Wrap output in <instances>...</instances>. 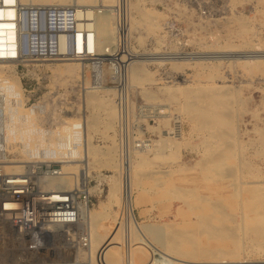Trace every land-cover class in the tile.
<instances>
[{
  "label": "rangeland",
  "instance_id": "rangeland-1",
  "mask_svg": "<svg viewBox=\"0 0 264 264\" xmlns=\"http://www.w3.org/2000/svg\"><path fill=\"white\" fill-rule=\"evenodd\" d=\"M52 1L59 4L70 2ZM118 1L113 7L114 48L117 45L115 7ZM79 3L92 5L91 2ZM144 3L153 10V31L145 36L143 42H139L130 28V51L132 55L135 54V62L131 66L114 68L106 65L102 68L105 69L103 74L102 69L100 74H96L92 66H80L72 60L0 62V73L15 77L21 85L30 123L37 128L34 131L43 142H48L55 129L43 126L45 122L39 117L49 116L51 122H59V129L70 120L96 123L90 129L92 142L98 149L90 157L91 173L87 178L88 188H97L94 192L89 191L90 210L103 212L106 220L108 217L118 219L126 248L128 246L134 259L138 255L143 257L139 264H149L146 257H151L150 249H153L154 256L155 252L162 250L145 232L143 225L169 227L174 221L171 220L172 210L166 199V184L202 175L194 168L202 149L198 147L196 150L195 145L200 144L209 131L194 128L183 113L186 98L182 91L185 86L197 92L222 88L229 89L231 95L236 94L239 103L241 101L235 119L240 159L244 157L243 160L256 161L255 164L261 165L260 168L264 170V142L261 140V131L264 130V0H145ZM101 7L104 9V6ZM65 62L74 63H68L73 66L72 72L61 74L55 71L59 69L58 65ZM53 63L56 65L52 66ZM2 65L6 72H2ZM94 86L106 90L99 95L101 100L113 104L115 120L111 121L104 108L87 107L85 93L92 91L91 87ZM46 126L49 127L48 123ZM177 128L181 129L180 132ZM143 147L153 149L148 159L139 164L136 152ZM11 153L10 160H41L28 159L24 151ZM131 157L133 165L143 169L144 173L142 188L136 189L132 195V217L126 212L128 203H125L127 195L124 190ZM82 159H79V168L83 171L85 165ZM46 162H60L62 169L60 160ZM233 163H238L235 156L227 161V166ZM116 164L120 166L116 167ZM169 170L175 171V174L171 177L162 174ZM263 170L261 168L264 177ZM84 174L83 171L82 179ZM111 178L121 184V190L113 199L109 198L108 180ZM246 179L254 182L264 180L260 175ZM255 186L261 188L264 183L245 185L244 188ZM44 188L53 190L46 186ZM263 191L264 188L260 193L264 199ZM246 195L250 197L251 193L246 191ZM204 236L203 242L206 243L209 239ZM219 244L238 250L240 257L199 258L192 261L195 264H264V252L250 248L247 240L243 242L244 246L236 245L230 238L220 240ZM16 254L13 251L7 259L16 261L26 258L20 252ZM244 258L252 263H236ZM78 260L86 262L81 256ZM153 264L162 263L154 257Z\"/></svg>",
  "mask_w": 264,
  "mask_h": 264
},
{
  "label": "bare ground",
  "instance_id": "bare-ground-1",
  "mask_svg": "<svg viewBox=\"0 0 264 264\" xmlns=\"http://www.w3.org/2000/svg\"><path fill=\"white\" fill-rule=\"evenodd\" d=\"M21 1L27 3L31 0ZM33 1L34 3L43 5L59 4L52 0ZM144 1L128 0L127 2L129 14L128 35H131V28V33H133L134 38L139 42H143L145 36L153 31V10L148 8ZM74 2H91L93 6H104L102 12L98 14L96 21L97 48L101 53L114 52L116 48H114L115 12L113 7L116 5L117 0H79V2L75 0ZM108 50L112 52H108ZM0 62L8 61L1 60ZM68 63L74 64L73 62L61 63L57 66L59 69L55 71L61 74L72 72L74 70L73 66ZM75 64L83 66L80 63L75 62ZM54 65L56 64L53 63L52 66ZM1 69L2 72H6L3 65ZM104 72L105 69H102L101 73L103 74ZM91 88L92 91H88L87 94L85 93L87 107L96 106L104 108L108 111L111 121L115 120V108L113 104L101 100L99 95L100 92H105L106 90L100 89L99 86ZM0 94L4 96L6 109L10 115V118L6 122V150L10 154L16 150L24 151L28 159H41L39 161L60 160L63 163L62 169L60 167L61 175L45 179L42 184L43 187L46 186V188L53 189L51 191H65V189L70 191L80 181L83 171L85 173L83 179L87 182V178L91 173L89 169L92 164L90 157L98 152V149L92 142V135L90 133V129L96 123L93 124L87 120H82L83 122L70 120L62 129L52 132L48 138V142L45 143L38 133L34 131L37 128L30 123L28 108L25 107L22 95V87L15 77L0 73ZM182 94L186 98V102L183 105V113L187 115L188 120L194 124V128L201 127L209 131V134L205 135L203 140L201 139L202 142L195 145L196 150L198 147L202 149H198L199 159L194 168H197L202 175L183 181H169L166 184V195L168 196L166 199L169 200L168 207L172 210L171 220L174 221L169 227L158 224L143 225L145 232L162 248V250L159 249L155 252L156 256L153 254V249H150L151 257H156L162 264H195L196 262L192 260L199 258L240 257L238 250L226 248L219 244L220 240L226 238H230L238 246H244L243 242L247 240L250 248L264 252V199L260 193V190L264 187L244 188L245 185L251 186L252 184L260 185L264 183V180L254 182L253 180L246 179L258 175H260V178H264L261 171L263 167L260 168L261 165H256V161L243 160L244 157L240 159V153L237 148L239 147V141L236 138L238 135V125H236L235 119L239 113L238 104L241 106V101L239 103L236 94L232 93L233 95H231L229 89L223 90L222 88L217 90L210 89L209 91L201 89L197 92L195 89L185 86ZM87 111L89 110L87 109ZM94 118L96 119L97 117L95 116ZM177 129L180 132L181 129ZM261 134V140L264 142V130L261 131ZM180 135L184 138L183 133ZM152 149H145L143 147L136 152L139 164L143 160L148 159ZM233 156L237 158L238 163L229 164L230 167H228L227 161ZM81 157H83L82 160H84L85 165V170L83 171L82 168H79V163L81 162L79 159ZM128 162L129 171L127 172L129 174L128 178H126L127 182L125 180L124 190L127 195L125 203H128L126 212L132 217V195L136 189L142 188L144 173L143 169L133 165V159H129ZM26 163L28 161L9 160V165L5 168L8 171L22 172ZM119 166L120 164H116V167ZM234 171L237 174H233ZM162 174L171 177L172 174H175V171L169 170ZM217 176L221 177L218 178ZM230 178L232 180H229ZM108 181L110 184L109 198H116L117 192L121 190V184H118L117 179L113 178ZM96 189L95 187H91L88 190L94 192ZM246 191L251 193L250 197L246 195ZM262 195L264 196V191ZM59 200L64 199L59 197ZM87 211L91 232V248L88 253L83 250L79 251L78 257L81 256L87 264H139L141 262L143 257L138 255L137 259H134L128 250V246L126 248L123 243L124 240L121 228L118 225V219L111 220L107 216L108 219L106 220L103 212L98 209H88ZM179 224L182 226H179ZM247 228L249 230H246ZM204 235L209 239L206 243L203 242ZM241 235H243V238ZM215 241H219L218 244ZM8 245L7 247L9 248L14 246V242L8 243ZM51 246L53 257L50 260L39 257V260L53 262L57 260L55 257L59 255V249L63 246L62 240H54ZM15 248L13 247L12 250L8 249L2 261L5 262L13 251L18 254L19 250ZM151 257H146L149 260V264H153L154 257ZM236 263L252 262L244 258L242 261Z\"/></svg>",
  "mask_w": 264,
  "mask_h": 264
},
{
  "label": "built area",
  "instance_id": "built-area-1",
  "mask_svg": "<svg viewBox=\"0 0 264 264\" xmlns=\"http://www.w3.org/2000/svg\"><path fill=\"white\" fill-rule=\"evenodd\" d=\"M127 2L119 0L115 7V51L101 53L96 29L97 16L103 10L100 5H82L73 0L64 5L0 0V61L72 60L92 66L96 74L106 65L130 66L135 56L130 51ZM8 118L0 94V264H87L78 260V252L88 253L91 248L88 183L82 179L70 191L45 189V179L61 175L60 162L34 161L26 163L22 172L6 170L10 160L5 140ZM38 119L50 130L61 127L49 116ZM59 239L63 246L57 260H39L53 257L51 245ZM11 242L25 259L2 261Z\"/></svg>",
  "mask_w": 264,
  "mask_h": 264
}]
</instances>
